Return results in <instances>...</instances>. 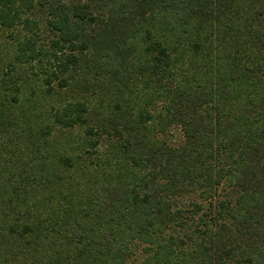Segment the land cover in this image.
Returning a JSON list of instances; mask_svg holds the SVG:
<instances>
[{
	"label": "trees",
	"instance_id": "1",
	"mask_svg": "<svg viewBox=\"0 0 264 264\" xmlns=\"http://www.w3.org/2000/svg\"><path fill=\"white\" fill-rule=\"evenodd\" d=\"M0 264H264V0H0Z\"/></svg>",
	"mask_w": 264,
	"mask_h": 264
},
{
	"label": "rangeland",
	"instance_id": "2",
	"mask_svg": "<svg viewBox=\"0 0 264 264\" xmlns=\"http://www.w3.org/2000/svg\"><path fill=\"white\" fill-rule=\"evenodd\" d=\"M194 199H196V198L195 197L194 198L188 197L187 201H191V200H194Z\"/></svg>",
	"mask_w": 264,
	"mask_h": 264
}]
</instances>
